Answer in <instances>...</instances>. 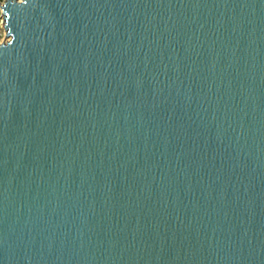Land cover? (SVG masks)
<instances>
[{"label":"water","instance_id":"obj_1","mask_svg":"<svg viewBox=\"0 0 264 264\" xmlns=\"http://www.w3.org/2000/svg\"><path fill=\"white\" fill-rule=\"evenodd\" d=\"M0 10V264H264V0Z\"/></svg>","mask_w":264,"mask_h":264},{"label":"rangeland","instance_id":"obj_2","mask_svg":"<svg viewBox=\"0 0 264 264\" xmlns=\"http://www.w3.org/2000/svg\"><path fill=\"white\" fill-rule=\"evenodd\" d=\"M4 0H0V2H3ZM5 36V31L3 28V18H2V14H1V10H0V41H2L4 39Z\"/></svg>","mask_w":264,"mask_h":264},{"label":"built area","instance_id":"obj_3","mask_svg":"<svg viewBox=\"0 0 264 264\" xmlns=\"http://www.w3.org/2000/svg\"><path fill=\"white\" fill-rule=\"evenodd\" d=\"M1 3V2H0Z\"/></svg>","mask_w":264,"mask_h":264}]
</instances>
